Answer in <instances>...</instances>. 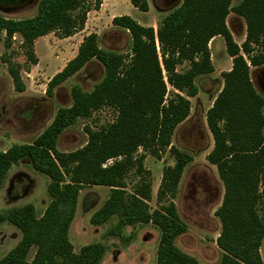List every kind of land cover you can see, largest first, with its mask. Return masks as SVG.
Returning <instances> with one entry per match:
<instances>
[{"label":"trees","instance_id":"trees-1","mask_svg":"<svg viewBox=\"0 0 264 264\" xmlns=\"http://www.w3.org/2000/svg\"><path fill=\"white\" fill-rule=\"evenodd\" d=\"M102 2L40 0L37 13L29 18L12 19L0 13V46L3 42L10 46L18 33L28 61L37 64V38L51 32L61 37L76 34L84 29L89 12L98 10ZM131 3L149 11L147 0ZM231 12L246 21L241 45L227 23ZM112 23L130 34V53L103 48L95 32L85 36L77 54L50 80L47 93L53 95L57 86L94 60L104 66V78L92 91L72 87L73 104L60 108L33 142L0 151V189L14 164L28 159L33 169L50 178L51 197L41 216L32 203L0 212V224L9 222L22 234L0 264H101L107 250L104 243H89L76 252L69 237L80 191L92 185L111 190L92 215L93 224L117 216L110 235H122L127 225L153 223L161 231L157 264H202L175 244L187 229L175 203L150 206L153 191L152 181L143 176L149 174L143 167L145 153L136 155L142 148L161 158L163 151L170 150L176 161L164 168L157 197L160 202L175 197L193 156L176 147L172 137L191 114L190 97L199 92L196 78L215 70L210 42L216 36L223 37L233 62L230 70L222 72L223 88L206 114L214 140L207 160L217 167L225 190L215 211L222 225L217 238L223 251L219 264H264L260 251L264 240V96L251 75L252 67L264 65V0H240L235 5L233 0H181L157 29L130 15L115 16ZM2 60L0 53V64ZM185 63L187 67L180 68ZM9 71L16 90L23 92L26 85L20 68L11 64ZM104 107H112L117 114L111 123L96 130L86 127L88 140L76 150L57 149L64 130ZM133 167L143 177L128 191L126 178Z\"/></svg>","mask_w":264,"mask_h":264},{"label":"rangeland","instance_id":"rangeland-1","mask_svg":"<svg viewBox=\"0 0 264 264\" xmlns=\"http://www.w3.org/2000/svg\"><path fill=\"white\" fill-rule=\"evenodd\" d=\"M149 11L144 12L133 6L131 0H103L98 10L92 9L84 29L70 37H61L51 32L37 38L35 53L38 63L28 61L20 34H15L12 44L2 43L0 53V151L17 143H31L52 123L60 108L73 104L72 87L80 86L83 91H92L104 78L105 68L97 60L92 61L77 74L57 86L53 95L47 93L50 80L61 71L78 52L84 37L90 33L100 35L103 48L123 54L130 53V34L115 25L112 20L118 15H130L141 24L158 27L162 18L181 0H147ZM240 0H233L237 4ZM40 0H23L6 4L0 0V13L12 19L34 16ZM227 23L240 45L245 40L247 25L245 19L231 12ZM210 44L214 72L196 78L199 92L190 97L192 109L189 118L177 127L172 143L180 150L190 153L193 161L183 173L175 197L158 201L157 192L164 168L175 164L169 149L161 158L139 149L136 156L145 155L143 167L145 180L152 181L150 206L160 208L173 201L186 231L175 239V244L184 252L197 258L202 264H219L223 251L217 245L222 225L215 211L221 205L224 185L217 167L207 160L214 147V140L208 128L206 114L223 88L222 72L232 67V61L223 37ZM8 61V62H5ZM13 64L20 68L26 89L17 91L9 71ZM187 63L180 68H186ZM253 82L264 96V65L251 68ZM170 88V87H169ZM112 107H104L89 117L80 118L72 127L64 130L57 140V149L70 152L82 147L88 140L86 127L99 129L116 118ZM109 160L107 164H111ZM135 167L126 178L127 190H134L141 182ZM50 178L32 168L28 159L14 164L0 189V212L27 203L35 205L41 216L51 201L47 187ZM111 190L107 186H84L79 195L76 216L70 226L69 237L76 252L89 243L102 242L107 246L101 264H157V250L161 231L153 223H138L123 228L122 235H110V229L117 222V216L102 224H93L92 215L103 206ZM20 229L9 222L0 224V258L19 242ZM264 260V240L261 246ZM32 249L29 258L33 256Z\"/></svg>","mask_w":264,"mask_h":264},{"label":"flooded vegetation","instance_id":"flooded-vegetation-1","mask_svg":"<svg viewBox=\"0 0 264 264\" xmlns=\"http://www.w3.org/2000/svg\"><path fill=\"white\" fill-rule=\"evenodd\" d=\"M1 1H3L6 4H15L18 2H22L23 0H1Z\"/></svg>","mask_w":264,"mask_h":264},{"label":"crops","instance_id":"crops-1","mask_svg":"<svg viewBox=\"0 0 264 264\" xmlns=\"http://www.w3.org/2000/svg\"><path fill=\"white\" fill-rule=\"evenodd\" d=\"M233 34H234V33H233ZM246 34H247V30H246ZM218 37H220V36H216L215 38L212 39V41L215 40V39H216V40H219ZM234 37H235V35H234ZM245 37H246V36H245ZM245 37H244V38H245ZM235 39H236V37H235ZM212 41L210 42V44L212 43ZM236 41H237V39H236ZM237 42H238V41H237ZM239 44H240V43H239ZM229 57H230V60L232 61V57H231L230 55H229ZM232 63H233V62H232ZM231 68H232V67H231ZM231 68H230V69H231ZM230 69H229V70H230ZM223 84H224V83H223ZM4 151H5V150H4Z\"/></svg>","mask_w":264,"mask_h":264}]
</instances>
